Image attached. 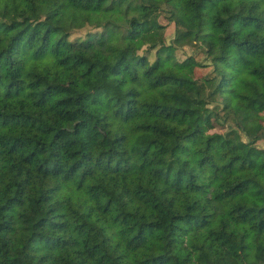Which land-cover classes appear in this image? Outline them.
Returning <instances> with one entry per match:
<instances>
[{"label":"trees","instance_id":"16d2710c","mask_svg":"<svg viewBox=\"0 0 264 264\" xmlns=\"http://www.w3.org/2000/svg\"><path fill=\"white\" fill-rule=\"evenodd\" d=\"M0 264H264V0H0Z\"/></svg>","mask_w":264,"mask_h":264},{"label":"rangeland","instance_id":"374dc122","mask_svg":"<svg viewBox=\"0 0 264 264\" xmlns=\"http://www.w3.org/2000/svg\"><path fill=\"white\" fill-rule=\"evenodd\" d=\"M169 4H173V5H175V2L174 1H172V2H170ZM175 19L177 20V23H178V25L179 26H181V27H186L187 25H188V20H187V18L185 17V16H183L181 13H180V11H179V9L175 6ZM171 30H172V27H170L169 29H168V31H169V34H171Z\"/></svg>","mask_w":264,"mask_h":264}]
</instances>
